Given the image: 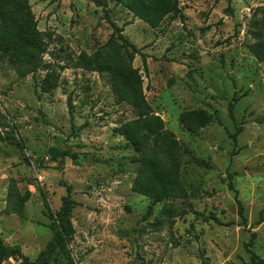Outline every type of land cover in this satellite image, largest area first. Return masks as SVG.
I'll use <instances>...</instances> for the list:
<instances>
[{
    "label": "rangeland",
    "instance_id": "1",
    "mask_svg": "<svg viewBox=\"0 0 264 264\" xmlns=\"http://www.w3.org/2000/svg\"><path fill=\"white\" fill-rule=\"evenodd\" d=\"M103 1L28 0L36 29L50 34L43 61L62 67L52 92H39L43 72L19 78L0 63V241L32 260L65 184L73 264H249L250 254L264 264V64L246 33L264 18V0H178L180 17L156 29ZM108 21L144 54L145 69L137 55L131 63L144 98L181 145L186 198L149 213V200L130 191L136 155L113 133L132 110L114 101L104 75L70 65L105 42ZM191 109L212 117L194 134L177 120ZM49 148L65 154L62 164ZM10 183L29 192L21 217L3 211Z\"/></svg>",
    "mask_w": 264,
    "mask_h": 264
},
{
    "label": "trees",
    "instance_id": "2",
    "mask_svg": "<svg viewBox=\"0 0 264 264\" xmlns=\"http://www.w3.org/2000/svg\"><path fill=\"white\" fill-rule=\"evenodd\" d=\"M86 1L105 8L103 0ZM114 3L150 29H156L165 18L180 17L178 0H114ZM106 19L108 20L107 17ZM108 22L111 33L105 42L90 54L79 52L70 60V65L104 75L114 101L125 104L132 110L134 118L119 123L113 128V133L121 137L136 155V168L130 182V191L149 200L146 208V213H149L151 206L156 203L186 198L179 174L181 145L164 128L163 121L152 112L144 98L141 77L138 70L131 65L137 55L145 69L144 54L121 35L117 26ZM248 26L246 33L251 42L247 49L257 63L264 64V18L251 21ZM49 40L48 32L36 29L28 0H0V63L19 78L43 72L38 81V89L42 94H48L57 87L59 71L62 70L60 66L53 68L52 64L43 61ZM67 108L70 110L69 102ZM228 116L231 118L230 104ZM177 120L184 131L194 134L208 125L212 117L202 109H191L180 112ZM70 127L72 135L75 136L71 122ZM238 130L236 129L233 138ZM6 135L12 136L11 133ZM2 140L0 135V142ZM14 144L21 148L20 143ZM46 154L51 160L58 158L60 164L65 156L53 148L47 149ZM192 161L197 165L202 164L194 158ZM227 178L228 187L231 188V175L227 174ZM62 186L64 195L60 198L59 207L48 213L50 237L44 247L29 260L17 247H7L0 241V263L11 259L18 264H73L68 245L74 234L70 220L74 203L70 196V187L65 184ZM28 197V191L19 193L14 184L10 183L6 191L4 213L21 217ZM237 206L240 215L241 206L238 201ZM255 260L256 257L250 254L249 264H260V261Z\"/></svg>",
    "mask_w": 264,
    "mask_h": 264
}]
</instances>
